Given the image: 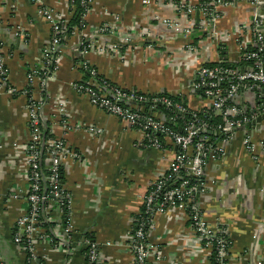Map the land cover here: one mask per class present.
Segmentation results:
<instances>
[{"label": "built area", "instance_id": "obj_1", "mask_svg": "<svg viewBox=\"0 0 264 264\" xmlns=\"http://www.w3.org/2000/svg\"><path fill=\"white\" fill-rule=\"evenodd\" d=\"M67 1L66 12L58 15L46 8L42 0H31L49 25L50 38L41 50L40 61L28 71L26 87L22 90L6 87L5 91L8 96L19 95L26 99L29 141L24 157L27 192L23 200L27 209L12 228L13 242L20 248L25 264L43 260L44 255L38 252L40 249L42 252H61L67 259L78 247L72 225V198L62 182L64 168L69 161L77 160L78 155L68 150L63 137L53 135L45 142L42 132V126L47 122L44 101L34 98L33 87L37 83L38 92L42 94L50 83L56 81L62 59L61 49L69 39H80L77 51L82 56L106 55L122 63L128 56L122 49L134 41L136 34V31L117 30L119 19L114 17L115 25L103 24L98 29V36L105 40L114 37L117 39L115 42L100 45L86 37V17L92 0H80V26L65 33L74 8L70 3L74 0ZM14 2L12 0L11 7ZM156 2L172 15L160 17L153 12L150 23H155L174 46L170 48L150 42L144 46L143 59L146 61L150 54L157 57L163 54L168 61L176 60L170 66V74L177 79L186 75L184 77L189 82L185 90L193 95L201 94L203 104L193 109L162 96L167 93L149 97L137 91L119 89L98 79L96 70L86 64L81 69L90 82L75 84L72 90L86 97L93 107L135 128L141 136V146L154 150H163L166 146L172 148L167 167L148 184L142 198L143 214L139 213L138 218L132 219L131 229L126 234V247L134 256L133 264H148L151 258L157 263L161 260L158 247L149 241L151 220L154 216L169 217L173 213H177L179 220L189 223L205 261L231 264L229 232L208 222L200 205V196L215 185L214 181H209V167L227 158L235 146L256 167H260L264 156V119L257 122L264 116V0ZM142 5L150 6L152 0H143ZM227 17L230 20L225 25ZM20 33H23L22 29ZM222 60L250 66L226 68L219 64ZM212 63L218 65L208 67ZM7 77L8 69L0 54V86L5 87ZM171 96L184 97L181 93ZM55 104L63 134L79 127L85 129L79 122L73 123L68 118L63 98L58 97ZM141 105L146 107V112L139 109ZM158 107L172 110L174 114L167 116L159 112ZM197 113L203 118L218 117L221 123L211 126ZM88 131L100 133L94 128H88ZM261 193H264V185ZM254 239H258L257 236ZM82 242L85 264H97L98 244L90 239ZM255 254L253 250L249 264H264V259H256Z\"/></svg>", "mask_w": 264, "mask_h": 264}, {"label": "crops", "instance_id": "obj_2", "mask_svg": "<svg viewBox=\"0 0 264 264\" xmlns=\"http://www.w3.org/2000/svg\"><path fill=\"white\" fill-rule=\"evenodd\" d=\"M14 1L11 7L12 0H0V54L8 69L5 87L0 86V264H25L20 248L13 242L12 228L27 209L23 200L27 192L24 157L29 141L26 99L8 96L5 91L6 87H26L28 71L38 64L41 50L50 38V27L38 7L31 0ZM42 1L58 15L64 14L68 6L67 0ZM142 1L92 0L86 17L85 36L100 45L117 40L98 36L103 24L115 25L114 17L119 19L116 28L120 32L136 31L134 41L122 49L128 53L124 62L106 55L82 56L77 51L80 39L73 37L61 49L56 81L44 93L34 94L35 99L44 101V116L52 123L51 133L63 137L68 150L78 155L77 160L69 161L62 175L64 188L72 198V225L78 247L68 260L61 252L40 249L38 252L44 257L35 264H85L83 239L98 244L97 264H133L126 234L141 210L148 184L167 167L173 153L171 146L163 150L141 146V136L135 128L93 107L86 97L73 91V85L90 82L82 65L94 68L98 79L122 90L154 95L181 93L186 105L193 109L204 102L185 90L189 82L186 75L177 79L170 74V66L176 60L168 61L163 54H147L144 61L143 49L148 43L158 42L170 48L174 43L165 39L155 23H150L153 12L160 17L172 13L158 6L156 0L150 6L142 5ZM238 16L242 18L241 13ZM229 20L227 17L224 24ZM58 97L63 98L68 118L85 129L79 127L63 134L55 104ZM88 128L99 129L100 133H91ZM207 173L215 185L201 194L200 205L211 225L228 230L232 242L230 263L249 264L253 250L256 259H264V156L260 167H256L235 146ZM151 223L149 241L156 244L162 258L158 263L151 258L148 264H210L189 223L179 220L177 213L154 216Z\"/></svg>", "mask_w": 264, "mask_h": 264}, {"label": "trees", "instance_id": "obj_3", "mask_svg": "<svg viewBox=\"0 0 264 264\" xmlns=\"http://www.w3.org/2000/svg\"><path fill=\"white\" fill-rule=\"evenodd\" d=\"M71 4H73V6H74V8H73V15H72V17L70 18V20L67 22V25H66V28L64 29L65 30V33H66V31H70L71 30V28H74V27H79L80 26V14H81V12H82V8L79 6L80 4V0H74V2L72 3V2H70ZM67 32V33H68ZM221 63H219L221 66H223V67H226V68H230V67H238V66H240V67H242V66H250V65H248V64H245V63H243V62H239V63H229L228 61H225V60H222V61H220ZM218 64H216V63H212V64H209L208 65V67H214V66H217ZM33 91L35 92V94H37V93H39L38 92V85H37V83H36V85L33 87ZM125 91H127V90H125ZM40 94V93H39ZM138 94H140V95H148L149 97H153V95L154 94H147V93H141V92H138ZM38 95V94H37ZM162 96H166V97H168L170 100H172L174 103H182V104H184V105H186L187 104V101H186V97L184 96V98L182 97V98H179V97H173V96H171L170 94H165V95H163L162 94ZM198 97L200 98V99H204V97L201 95V94H199L198 95ZM139 109L140 110H142V111H147L146 110V107H144V106H139ZM158 110H159V112H162L163 114H165V115H173L174 113H173V111L172 110H169V109H165V108H162V107H158ZM198 114V113H197ZM198 116H199V118H201V119H203L204 121H206V122H208L211 126L212 125H214V124H219V123H221V119H219L218 117L217 118H203L204 116H202V114H198ZM51 129H50V123L47 121L45 124H43V126H42V132H43V138H44V140H45V142H47L49 139H51V138H53V134L51 133V131H50ZM43 152H44V154H45V149L43 150ZM143 212H144V208L143 207H141V210H140V212L139 213H141V214H143ZM136 218H138V215L136 216ZM46 228L49 230L50 228L49 227H47L46 226ZM77 238H78V236H77ZM85 250L84 249H82V254H83V252H84Z\"/></svg>", "mask_w": 264, "mask_h": 264}, {"label": "water", "instance_id": "obj_4", "mask_svg": "<svg viewBox=\"0 0 264 264\" xmlns=\"http://www.w3.org/2000/svg\"><path fill=\"white\" fill-rule=\"evenodd\" d=\"M163 93H166V92H163ZM262 119H264V116L259 118V119H257V122L259 123Z\"/></svg>", "mask_w": 264, "mask_h": 264}]
</instances>
